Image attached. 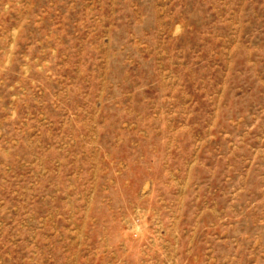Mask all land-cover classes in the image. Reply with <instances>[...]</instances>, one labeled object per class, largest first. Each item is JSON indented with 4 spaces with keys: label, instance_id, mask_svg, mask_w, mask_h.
Here are the masks:
<instances>
[{
    "label": "rangeland",
    "instance_id": "rangeland-1",
    "mask_svg": "<svg viewBox=\"0 0 264 264\" xmlns=\"http://www.w3.org/2000/svg\"><path fill=\"white\" fill-rule=\"evenodd\" d=\"M0 264H264V0H0Z\"/></svg>",
    "mask_w": 264,
    "mask_h": 264
}]
</instances>
